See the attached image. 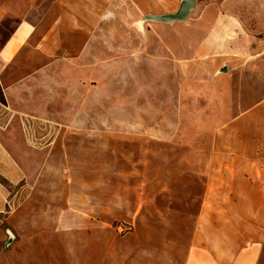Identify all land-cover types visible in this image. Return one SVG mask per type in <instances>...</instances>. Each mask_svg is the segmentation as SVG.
Returning a JSON list of instances; mask_svg holds the SVG:
<instances>
[{
    "label": "rangeland",
    "instance_id": "rangeland-1",
    "mask_svg": "<svg viewBox=\"0 0 264 264\" xmlns=\"http://www.w3.org/2000/svg\"><path fill=\"white\" fill-rule=\"evenodd\" d=\"M208 2L195 0L189 24ZM111 3L117 28H101L94 45L116 52L100 72L82 87L31 81L26 105L0 104V264H183L202 208L221 213L211 220L217 251L233 246L224 211L264 228V163L239 192L209 160L216 129L264 86L239 102L237 73L224 80L219 64L197 59L200 34L144 19L175 13L180 0ZM245 26L248 64L264 69V19ZM181 43L178 56L165 50Z\"/></svg>",
    "mask_w": 264,
    "mask_h": 264
},
{
    "label": "crops",
    "instance_id": "crops-1",
    "mask_svg": "<svg viewBox=\"0 0 264 264\" xmlns=\"http://www.w3.org/2000/svg\"><path fill=\"white\" fill-rule=\"evenodd\" d=\"M109 2L113 0H0V86L9 107L15 103L20 108L28 103L29 94H36L28 90L31 81L70 82L74 79L75 84L82 87L88 73L101 71L103 56H111L115 51L94 45L101 28H117L116 17L113 19L118 15L108 9L118 5ZM263 2L222 0L213 4L209 0L202 5L194 23L189 24L187 20L175 23L188 26L187 38L200 34V40L193 47L197 59L208 57L213 64H219L215 72L224 73V80L227 74L237 73L240 79L233 83L246 89L239 94L241 103L259 85L264 86L263 65L247 61L250 54L246 43L250 31L245 26L263 21ZM195 8L196 5L193 11ZM163 12L166 13H159ZM175 24L171 25V30H180ZM181 44L177 49L165 50L169 55L178 56L188 48L187 44ZM260 51L264 54L263 49ZM20 72L22 75L17 76ZM249 76L251 79L246 78ZM20 114L13 111L12 118ZM212 142L210 163H223L227 172L225 179L233 185V191L241 192L238 184H256L260 180L258 176L250 177L246 172L256 163H264V98L239 110L217 128ZM263 194L260 193L259 198ZM218 214L221 213L207 208L197 212L183 264H258L264 246V228L259 229L257 225L254 229V225H249L247 213L244 219L238 220L233 212L224 211L223 215L234 218L228 230L232 233L233 246L229 247L231 251L229 248L217 251L210 233L220 231L214 226L215 221H211ZM225 224L222 226L226 228ZM238 232L243 236L238 237Z\"/></svg>",
    "mask_w": 264,
    "mask_h": 264
},
{
    "label": "water",
    "instance_id": "water-1",
    "mask_svg": "<svg viewBox=\"0 0 264 264\" xmlns=\"http://www.w3.org/2000/svg\"><path fill=\"white\" fill-rule=\"evenodd\" d=\"M194 5L195 0H180L179 7L175 13L162 16H148L144 19L163 24L183 23L186 22L187 17L194 8Z\"/></svg>",
    "mask_w": 264,
    "mask_h": 264
},
{
    "label": "trees",
    "instance_id": "trees-1",
    "mask_svg": "<svg viewBox=\"0 0 264 264\" xmlns=\"http://www.w3.org/2000/svg\"><path fill=\"white\" fill-rule=\"evenodd\" d=\"M0 104L1 105H5V99H4V96H3V92H2L1 86H0Z\"/></svg>",
    "mask_w": 264,
    "mask_h": 264
}]
</instances>
